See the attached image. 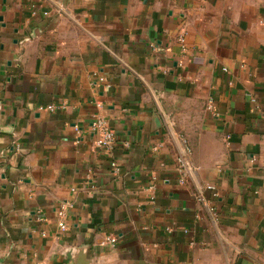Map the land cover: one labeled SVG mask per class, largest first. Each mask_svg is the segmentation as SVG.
I'll return each mask as SVG.
<instances>
[{"label":"crops","instance_id":"obj_1","mask_svg":"<svg viewBox=\"0 0 264 264\" xmlns=\"http://www.w3.org/2000/svg\"><path fill=\"white\" fill-rule=\"evenodd\" d=\"M0 264H264V0H0Z\"/></svg>","mask_w":264,"mask_h":264},{"label":"built area","instance_id":"obj_2","mask_svg":"<svg viewBox=\"0 0 264 264\" xmlns=\"http://www.w3.org/2000/svg\"><path fill=\"white\" fill-rule=\"evenodd\" d=\"M179 41L184 44L186 37L184 33H181L179 36ZM50 108H53L50 106ZM92 129L97 134V138L95 140L97 147H104V148H112L116 143V135L115 132L109 128L106 119L103 116L95 115L92 121ZM177 164L180 173L179 183L183 184L189 179L194 173L197 171V166L193 162L190 154V150L185 148L183 149L179 155L177 156ZM112 165L115 167L116 162H113ZM208 187H211L210 185ZM200 198H203V193L200 195ZM58 215L61 218L59 225L62 229L66 228V223L64 220L65 211L64 206L58 211ZM107 242L114 243L116 242L115 237H108Z\"/></svg>","mask_w":264,"mask_h":264}]
</instances>
